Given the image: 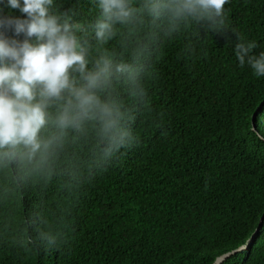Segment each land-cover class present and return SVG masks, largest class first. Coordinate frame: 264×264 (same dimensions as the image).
Returning <instances> with one entry per match:
<instances>
[{
	"label": "trees",
	"instance_id": "trees-1",
	"mask_svg": "<svg viewBox=\"0 0 264 264\" xmlns=\"http://www.w3.org/2000/svg\"><path fill=\"white\" fill-rule=\"evenodd\" d=\"M73 4L86 10L89 0L64 7ZM225 14L226 35L194 27L195 36L165 45L152 111L134 125L141 143L87 185L77 204L69 206L58 181L26 189L20 216L31 219L38 207L50 222L67 215L71 242L44 251L0 240V264H214L246 245L261 220L249 248L223 264H264V77L235 55L239 36L256 42L253 54L264 51V0H229ZM0 16L27 18L8 0H0Z\"/></svg>",
	"mask_w": 264,
	"mask_h": 264
},
{
	"label": "clouds",
	"instance_id": "clouds-1",
	"mask_svg": "<svg viewBox=\"0 0 264 264\" xmlns=\"http://www.w3.org/2000/svg\"><path fill=\"white\" fill-rule=\"evenodd\" d=\"M64 2L8 0L27 18L0 16V240L25 250H59L73 230L67 215L50 222L39 207L21 217L26 189L58 181L69 206L77 204L141 143L134 125L152 111L165 45L195 36L194 27L217 36L228 30L229 0H89L86 10ZM7 29L26 38L10 39ZM238 40L240 66L264 77V51L253 54L256 42Z\"/></svg>",
	"mask_w": 264,
	"mask_h": 264
},
{
	"label": "water",
	"instance_id": "water-1",
	"mask_svg": "<svg viewBox=\"0 0 264 264\" xmlns=\"http://www.w3.org/2000/svg\"><path fill=\"white\" fill-rule=\"evenodd\" d=\"M255 117H256V113H255V115H254V119H255ZM254 119H253V129L256 130V128H255V124H254ZM261 224H262V220H261V222H260V224H259V226H258L256 232L252 235V237L250 238V240L248 241V243H247L246 245L241 246V247H239V248L236 249V250H233V251H231V252H228V253H225V254L221 255L220 257H218V258L216 259V261H215L214 264H223V263H224L226 260H228L230 257H232V256H234V255H236V254H238L239 252H242V251L247 250V249L249 248V246L254 242L255 237H256V235H257V233H258V230H259Z\"/></svg>",
	"mask_w": 264,
	"mask_h": 264
}]
</instances>
